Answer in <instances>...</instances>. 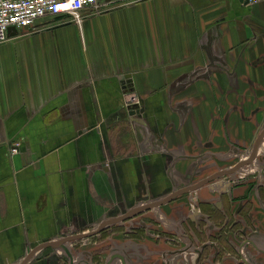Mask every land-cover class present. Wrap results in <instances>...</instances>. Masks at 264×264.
<instances>
[{"label":"crops","instance_id":"obj_1","mask_svg":"<svg viewBox=\"0 0 264 264\" xmlns=\"http://www.w3.org/2000/svg\"><path fill=\"white\" fill-rule=\"evenodd\" d=\"M10 36L0 42V264L232 169L264 129V1L108 0L81 25L45 16ZM254 165L264 170V149L66 241L70 256L44 246L28 264H108L114 251L131 264H264V171ZM158 208L151 219L168 234L192 214L210 218L192 240L209 246L150 234Z\"/></svg>","mask_w":264,"mask_h":264},{"label":"built area","instance_id":"obj_2","mask_svg":"<svg viewBox=\"0 0 264 264\" xmlns=\"http://www.w3.org/2000/svg\"><path fill=\"white\" fill-rule=\"evenodd\" d=\"M108 0H0V42L8 40L12 27L28 31L45 16L70 15L81 25L85 11L100 10ZM253 5L264 0H244ZM20 144L10 146L11 153H18Z\"/></svg>","mask_w":264,"mask_h":264},{"label":"water","instance_id":"obj_3","mask_svg":"<svg viewBox=\"0 0 264 264\" xmlns=\"http://www.w3.org/2000/svg\"><path fill=\"white\" fill-rule=\"evenodd\" d=\"M17 32V29H15L14 27H12L9 31V34L10 35H14L15 33ZM263 142H264V129L262 130L261 134H259L258 136V139H257V142H256V145H255V149H254V152L252 154H250L249 156H247L246 158H244L243 160H241L236 166H234L232 169H229V170H223V171H220L218 173H216L215 175L209 177V178H206L202 181H200L199 183L197 184H194L193 186H189V187H186V188H183V189H179L173 193H171L170 195H168L167 197L161 199V200H155V201H152V202H148L146 203L145 205H142V206H138L136 208H133L131 210H129L126 214L122 215L121 217H117V218H111V219H107L105 220L96 230L92 231V232H89L87 234H83V235H79V236H73V237H68L66 238L64 241L60 242L59 244H41L40 246H38L36 249H34V251L26 258L25 261L21 262V263H17V264H28L30 263L33 258L35 257L36 253L44 246H54V247H58L60 246L64 251H66V253L68 254V256H70L68 250L65 248L64 244L66 241L74 238V237H84V236H90V235H93V234H97L99 232H101L105 227L106 225L109 223V222H117V221H123V220H126L132 216H135L136 214L138 213H141L145 210H148V209H151L153 207H156V206H160V205H163V204H166L170 201H172L174 198L178 197L179 195L189 191V190H193V189H196V188H199L200 186H202L203 184H205L206 182L218 177V176H221L225 173H230V172H235L236 170H238L244 163L248 162V161H252L253 159H255L257 157V155L259 154V152L261 151V148H262V145H263ZM121 258L123 259V262L125 264H129V262L123 258V255L122 254H113L111 256V259L109 260V263L108 264H111V262L115 259V258Z\"/></svg>","mask_w":264,"mask_h":264},{"label":"rangeland","instance_id":"obj_4","mask_svg":"<svg viewBox=\"0 0 264 264\" xmlns=\"http://www.w3.org/2000/svg\"><path fill=\"white\" fill-rule=\"evenodd\" d=\"M262 147L264 149V146H262ZM263 149L261 148V151ZM249 170H252L253 172H263L264 171V170H261L259 167H257V165L256 166L254 165V167L253 168L251 167ZM150 201H153V200H149V202ZM137 205H139V204H137ZM158 210H159V208L158 209H154L153 212H151L148 215L147 223H148L149 228L151 229V230H149V233L150 234H157V233H160L161 230H163V235H164L165 239H169V236L174 238V235H171V233L168 234L167 233L168 231H165V229H163V224H161L160 221L155 220V219H151V218H153L157 214V211ZM206 213H207L208 216H211L213 222L216 221L215 219H217V216L213 215L211 213V211L209 210V208H207ZM123 214H124V210L120 211L117 208L116 209H113V210H110L108 212V215H123ZM98 226H99V224L98 225H95V227H98ZM201 226H206V225H201ZM207 226H210V224L208 223ZM217 226L220 227V225H217ZM192 227L193 226H191V227L185 226L184 232L186 233V236L187 237L182 238V239L181 238L174 239L173 242H176V245L179 248H181V249L182 248H186V249H188V248L203 249L204 248L205 249L206 247H208L209 245L206 246V244H208L207 243V240L205 239V237L203 235L202 236L200 235L199 236V240L198 241H195V242H193L192 240L189 239V236L191 235V233L193 231L192 230ZM222 227H223V225H222ZM215 243H216V246L215 247L213 246L211 249H217V248H219V245H220L219 241H217ZM197 262L199 264V260H197ZM200 264H202V263H200Z\"/></svg>","mask_w":264,"mask_h":264},{"label":"flooded vegetation","instance_id":"obj_5","mask_svg":"<svg viewBox=\"0 0 264 264\" xmlns=\"http://www.w3.org/2000/svg\"><path fill=\"white\" fill-rule=\"evenodd\" d=\"M196 213V212H195ZM129 219V218H128ZM210 221V218H207L206 216H199V215H197V214H192V216H189L188 218H187V222H186V226H188V227H191V226H193L192 227V233H191V235L189 236V239L190 240H193V236H194V234H193V232L195 231V227H196V229L198 230V231H201L200 229H202L204 226H201V225H206V224H208V222ZM196 225V226H195ZM201 226V227H200ZM226 227L227 226H223L222 227V232L223 231H226ZM184 228H185V226L183 227V224L182 223H179V222H177V224H176V226L174 227V230L176 231L175 232V234L174 233H171V234H174L176 237H178V238H185V237H187L186 236V233L184 232ZM230 228V227H229ZM206 227H204L203 229H202V231H206ZM208 230V229H207ZM195 233V232H194ZM113 254H122L123 255V258L124 259H126L128 262H129V264H131V262H130V260L127 258V257H125L124 256V254L123 253H121V252H119V251H114L113 253H112V255ZM111 255V256H112ZM117 258H119V257H117ZM116 259V258H115ZM119 259H121V258H119ZM123 260V259H122ZM123 264H125L124 262H123Z\"/></svg>","mask_w":264,"mask_h":264}]
</instances>
